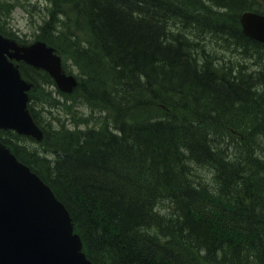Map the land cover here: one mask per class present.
I'll list each match as a JSON object with an SVG mask.
<instances>
[{"label": "trees", "instance_id": "obj_1", "mask_svg": "<svg viewBox=\"0 0 264 264\" xmlns=\"http://www.w3.org/2000/svg\"><path fill=\"white\" fill-rule=\"evenodd\" d=\"M9 7L0 33L15 37ZM245 11L264 2L45 0L34 40L79 82L62 94L20 63L43 139L0 141L64 204L93 264H264V45L242 33Z\"/></svg>", "mask_w": 264, "mask_h": 264}, {"label": "water", "instance_id": "obj_2", "mask_svg": "<svg viewBox=\"0 0 264 264\" xmlns=\"http://www.w3.org/2000/svg\"><path fill=\"white\" fill-rule=\"evenodd\" d=\"M239 22L244 35L264 43V16L244 12ZM12 60L47 72L64 93H71L77 81L63 72L61 58L44 42L19 45L0 35V129L40 140L27 109L31 84ZM81 248L65 207L0 144V264H92Z\"/></svg>", "mask_w": 264, "mask_h": 264}, {"label": "rangeland", "instance_id": "obj_3", "mask_svg": "<svg viewBox=\"0 0 264 264\" xmlns=\"http://www.w3.org/2000/svg\"><path fill=\"white\" fill-rule=\"evenodd\" d=\"M260 1L264 2V0ZM0 2L10 6V13L7 15V20L4 24L6 29L13 32L16 36L24 39L25 41L31 42L34 40L35 31L37 30L38 25L41 24V21L44 17L41 10L45 6V0H1ZM228 55L230 56L231 53H228ZM71 67L72 72L76 74L74 67ZM61 101L64 100L61 98ZM58 111L61 112L62 116L66 115L64 109H58ZM78 112L79 113L77 114L79 115H92L93 118L96 117V120H100V117H98L99 114L89 110L88 108L84 109L80 107ZM68 125L71 126L69 122ZM90 125H92V122Z\"/></svg>", "mask_w": 264, "mask_h": 264}, {"label": "bare ground", "instance_id": "obj_4", "mask_svg": "<svg viewBox=\"0 0 264 264\" xmlns=\"http://www.w3.org/2000/svg\"><path fill=\"white\" fill-rule=\"evenodd\" d=\"M244 13V12H243ZM243 13H241L240 14V16L243 14ZM239 16V17H240ZM195 27H197V29H199V27H198V25H196ZM195 27H193L192 26V30L195 28ZM192 32V31H191ZM230 56L229 55H225V58L224 59H227V58H229ZM228 144H233V143H228ZM170 202H171V200L167 197L166 199H164L161 203V207H160V209H165L166 208V206H167V204H170Z\"/></svg>", "mask_w": 264, "mask_h": 264}]
</instances>
